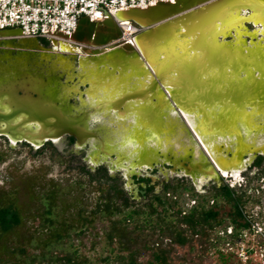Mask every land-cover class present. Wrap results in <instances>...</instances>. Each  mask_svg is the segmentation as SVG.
Wrapping results in <instances>:
<instances>
[{
    "label": "rangeland",
    "instance_id": "rangeland-1",
    "mask_svg": "<svg viewBox=\"0 0 264 264\" xmlns=\"http://www.w3.org/2000/svg\"><path fill=\"white\" fill-rule=\"evenodd\" d=\"M223 52L226 55H216L218 59L212 64L214 72L208 78H205L202 73L204 70L206 71L205 66L211 63L204 66L203 62L195 61V63L190 62L189 67L187 65L188 68L184 69L182 74L183 85L189 90L194 88L196 94L191 96L189 102L187 101L188 104L184 103L187 109H196L200 114L202 126L206 132L234 137L231 151L233 154H242L248 149L256 147L264 150L263 144L258 146L248 144L249 142L253 143L257 136L264 133V75L262 74L264 73V52L256 50L246 53ZM221 56L224 57L219 58ZM191 64H196L197 70H190ZM226 65H229L228 68ZM253 72L257 73L253 76ZM249 96L252 99H249ZM253 99L259 100L261 105H252ZM226 105L227 107H225ZM228 113L229 115H227ZM115 119L123 124L121 128V124L117 123L120 132L115 133L117 136L116 147L123 148L129 153L120 154L117 157L112 156V160L118 162V166H114L115 169L122 171L129 169V164L154 162L157 159L156 153L161 151L159 148L164 149L163 152L173 150L172 146L175 145L173 139L178 131L186 133L182 126H178L177 121L167 119L166 112L161 111H146L130 118L116 117ZM126 120L127 122L124 123ZM249 133L253 135L252 140L246 141L245 135ZM190 141L192 140L190 139ZM2 144L4 142L0 139V156L3 158L0 162V208L9 205L16 208L21 217V224L9 232L0 231V264H102V258L110 253L111 248L118 249L120 242L113 239L112 243L106 237V234L110 232L109 227H111V223L108 221H100L96 218L91 225L92 233L85 237L77 236L82 222L79 219L75 223L78 218L77 210L80 206L75 203V200L78 197H84V199L87 197L91 204L94 203L93 200L101 196V193L98 191V187L93 184L89 185L87 178L75 168L81 162L77 157L72 160L69 149L58 143L52 144L55 149L46 145L41 146L38 150L21 146L12 147L9 150ZM101 150L104 153L103 156H106L112 151L110 143L106 142ZM95 152L96 150L94 154ZM184 152L186 151L182 150L180 154ZM122 171L118 173V176L122 180L124 191L129 197H133L131 201L134 205L143 204L144 199L134 195L138 185H129ZM120 174H123L124 177L122 178ZM157 178L155 183H159V185L156 186L155 191L160 195L161 178ZM78 182L82 185L81 187ZM212 184H228L235 188L237 195L242 196L243 212L250 221L249 225L253 231L241 230L237 232L236 239H228L219 228L210 233L209 240L214 241L216 235H219L222 239L224 238L225 242H233L234 245L224 244L202 254L198 253L200 241L194 236L191 243L195 245L196 250L192 253L189 252V244L178 247L170 254V261L172 264H264V161L258 168L252 169L250 172L245 170L237 178L232 180L225 178L223 181L217 180ZM212 184L204 187L202 184L195 186L188 180L181 181L171 177L167 185L172 188L161 195V198L166 202V209L155 204L157 215L152 216L151 224L154 225L157 221L162 220L161 224H166L167 227L170 226L169 228L176 226L178 210H181L182 215H187L192 207H198V211L200 208H213L219 212V219L230 222L234 214L233 209L221 196L216 197L221 191L219 188H213ZM185 187L188 189L186 190ZM50 191L55 192L53 203L46 201ZM50 203L53 208L51 216L48 217L44 215V211ZM73 204L76 207H71ZM62 221L72 227L58 231L60 236L56 239L57 232L55 230L59 228ZM136 221L137 224L144 220L139 217ZM244 222L241 221L242 224ZM133 227L134 223L127 226V228ZM183 228L187 235L191 236L188 227L185 225ZM226 231L231 234L232 226L228 224ZM153 235H155L153 240H156L158 232ZM167 237V234L164 235V238L168 239ZM21 250L24 252L21 253Z\"/></svg>",
    "mask_w": 264,
    "mask_h": 264
},
{
    "label": "water",
    "instance_id": "water-1",
    "mask_svg": "<svg viewBox=\"0 0 264 264\" xmlns=\"http://www.w3.org/2000/svg\"><path fill=\"white\" fill-rule=\"evenodd\" d=\"M244 1L174 0V2H160L144 9L135 8L120 11L114 15H106L99 22H91L88 18L82 17L73 34L66 36L56 33L55 38L48 41L54 47L55 53L67 59L69 57L74 61L76 67L82 69L86 64L85 58L97 57L118 48L125 50L139 48L140 45H146L148 39L155 33L153 37L157 36L156 49L160 52L162 61L160 59L148 60L143 54L144 60L150 66L161 61V66H170L171 72H174L178 78L181 64H186L189 67V63H195V61L203 62L204 66L211 63L205 66L206 71L204 70L202 73L205 78H208L214 72L207 74L214 70L212 64L216 62V58L218 59L216 54H225L222 53L223 51L250 52L251 48L261 42L258 41L261 35L256 33L260 25L256 26L249 20L244 21L242 44H237L234 41L235 29L228 31V34H224L220 29L215 30L217 24H221L219 28L225 26L222 25V16L226 15L225 12L232 6L238 5L241 8L239 15L244 13V17L250 13L253 14L257 6L253 7V4ZM241 10L243 12L240 13ZM256 14L264 17V10ZM120 22H131L141 29V32L134 38V46L116 43L121 37V30L118 26ZM175 46L181 50L178 54H172L169 51V48L172 49ZM47 52L40 40L22 38L19 29L0 31V135L12 138L18 136L20 137L18 140L26 141L36 148L41 147L46 141L56 143L54 140L60 141L65 136L73 137L78 148L89 144L93 154L96 150L94 154L96 162L107 159L112 162L110 163L111 168L118 166L117 160H112V156L117 157L118 154L110 151L106 156H103L100 147L102 140L99 138L102 132L88 129L87 122L92 118L73 117L65 113L63 106L65 103L61 102L58 97L59 90L57 88L67 79L68 64L63 65L56 62V65L64 66V69L53 70L55 64L51 63V60L47 61L45 58L38 57L47 54ZM191 66L190 70H197L195 64H191ZM228 66L226 65V68ZM255 74L256 72H253V76ZM154 75L158 79L166 78L157 74L156 71H154ZM202 75L201 77H203ZM169 79L172 80L173 77ZM251 102L252 105L260 104L257 99ZM191 111L187 110V112ZM192 112H196L200 116L196 110ZM181 119L186 123L183 115ZM25 126L34 127L37 130L32 135L20 133L19 128ZM192 133L190 130L189 134L192 140L190 142L195 145L196 141L192 137ZM91 139L93 140L90 141ZM172 151L174 150L158 151L157 159L154 162L129 164L130 168L126 169L127 172L125 173L123 170L127 183L133 185L131 177L137 173V169L147 171V168L144 169V167L148 166L150 169L160 171L166 164L170 166L169 163L173 164L175 161L181 162L185 176H189L195 186L202 183L205 178H218V171L222 173V170H225L231 175V168L228 166L223 168L217 163L218 168L209 156L199 154L196 157L192 147L183 154H176L175 151ZM247 152L242 153V160L248 164L249 158L264 153V150L248 149ZM227 154L228 159L234 160L232 152ZM240 155L235 154L237 156L235 160H238ZM132 188L134 187L132 186ZM134 195H137L136 190Z\"/></svg>",
    "mask_w": 264,
    "mask_h": 264
},
{
    "label": "trees",
    "instance_id": "trees-1",
    "mask_svg": "<svg viewBox=\"0 0 264 264\" xmlns=\"http://www.w3.org/2000/svg\"><path fill=\"white\" fill-rule=\"evenodd\" d=\"M75 168L79 170L81 175L87 178L89 185H95L101 193V196L93 200L94 203L91 204H89L87 197L85 199L84 197H78L75 200V203L80 205L77 210L78 218L75 223L79 219L82 222V227L77 233V236L85 237L89 233H92L93 231L91 229L93 227L91 225L98 218L100 221H108L111 223V227H109L110 232L106 234L107 239L112 243L113 239L120 242L117 250L111 248L110 253L102 258V264H172L170 254L174 249L189 244V252L192 253L196 250L195 245L191 243L194 236L200 241V250L198 253L202 254L224 244L228 246L234 245L233 242H225L224 238L222 239L219 235H216L214 241H210V233L215 232V230L221 228L226 238L236 239L238 237L237 232L247 228L248 224H241L239 222L240 220L244 221L246 219L243 212L244 202L242 196L237 195L228 186H224L221 189L223 193L217 194L216 197L221 196L223 200L232 205L234 214L230 222L219 219V212L213 208H200L198 211V207H192L187 215H182L181 210H178L176 213L177 225L169 228L170 226L167 227L166 224H161L162 220L157 221L154 225L151 222L152 216L157 215L155 204L163 207L164 210L166 209V202L161 198V195L172 188L170 185H164L160 195H154L143 204L134 205L131 197L121 188L119 178H111L105 169L100 168L95 172H91L84 164H80ZM141 181L147 182L148 180ZM78 185L79 187L82 186L79 182ZM185 189L187 190L188 187H185ZM152 191L153 187H147L146 195L152 193ZM54 194V191H50L46 201L53 203ZM52 203L44 211V215L48 217L52 214ZM71 207L76 206L73 204ZM86 207L90 209L87 210ZM139 217L144 221L136 224L135 221ZM133 223V228H127V226ZM20 224L21 217L16 208L12 205L0 208L1 232H9ZM228 224L232 226L233 232L231 234H228L226 231ZM185 225L191 232V236H188L185 228H183ZM69 227L72 226H67L62 221L59 228L55 230L57 232H55L57 234L56 239L60 236L58 231L67 230ZM156 231L158 232V236L156 240H153V236H155L153 234H156ZM166 234L168 239L164 238ZM20 252L23 253L24 251L21 250Z\"/></svg>",
    "mask_w": 264,
    "mask_h": 264
},
{
    "label": "crops",
    "instance_id": "crops-1",
    "mask_svg": "<svg viewBox=\"0 0 264 264\" xmlns=\"http://www.w3.org/2000/svg\"><path fill=\"white\" fill-rule=\"evenodd\" d=\"M153 35L146 45L139 46L140 49L118 48L97 57L85 58L86 64L82 69L76 67L74 61L68 57L67 79L57 88L58 97L65 103L63 106L68 116L92 118L87 122V126L89 130L102 132L99 137L102 140L101 148H104L106 142L111 146L116 145L115 133L120 132L117 123H122L115 119L116 117L130 118L146 111H161L166 112V118L171 120L172 110L180 117L184 115L182 111L190 110L184 102L190 100V95L196 94V91L187 90L183 85L182 74L187 65L181 64L178 74L180 78L171 72L169 66L162 67V56L155 43L157 36ZM175 51L177 54L180 52ZM143 54L148 60L161 61H157L159 63H155L154 67L150 66L144 61ZM154 71L166 78L158 79ZM171 77L174 80H170ZM172 100L177 104L172 103ZM126 122L127 120L124 123ZM122 126L123 124L121 128ZM180 142L181 147L176 150V154H180L182 150L186 151L185 137L182 136ZM115 148L120 149L116 146Z\"/></svg>",
    "mask_w": 264,
    "mask_h": 264
},
{
    "label": "built area",
    "instance_id": "built-area-1",
    "mask_svg": "<svg viewBox=\"0 0 264 264\" xmlns=\"http://www.w3.org/2000/svg\"><path fill=\"white\" fill-rule=\"evenodd\" d=\"M160 2L174 0H0V31L19 29L22 38L52 40L56 33L73 34L82 17L99 22L106 15ZM118 26L121 37L116 43L134 46L141 29L131 22Z\"/></svg>",
    "mask_w": 264,
    "mask_h": 264
},
{
    "label": "bare ground",
    "instance_id": "bare-ground-1",
    "mask_svg": "<svg viewBox=\"0 0 264 264\" xmlns=\"http://www.w3.org/2000/svg\"><path fill=\"white\" fill-rule=\"evenodd\" d=\"M247 3H251L253 4L255 7V5L257 7H255V12L252 14L250 13L248 16H245L244 17V13L242 15H239V9H241L238 5L236 6H232L230 9L227 10V12H225L226 15L222 16V19H223V24L222 25H225L221 28H219L221 26V24H217L216 25V29L215 30H222L221 32H224V34H228L229 32L228 31H231L232 29H235L236 31V34L234 35V41L237 43V44H242L241 43V40L243 39V26H244V21L245 20H249V21H252L256 26H259L260 25V28H258L256 30V33L257 34H260L261 37L258 39V41H261L259 42L256 46H254L253 48L250 49V51H261V52H264V22H263V19L264 17H261L260 14H256V13H260V11L264 10V0H245ZM244 1V2H245ZM245 2V3H246ZM237 9V11H236ZM262 9V10H260ZM243 11H245L243 9ZM242 10L240 11L243 12ZM237 12V13H236ZM180 43H182V41L179 40ZM48 50V49H47ZM175 50H180L179 48H177L176 46L172 49L169 48V51L172 53V54H177ZM181 51V50H180ZM179 52V51H178ZM55 53V52H54ZM54 53H47V54H42V55H39L38 57H40L41 59L45 58L48 60H51L50 62L51 63H54V68L53 70H63L64 69V66H61V65H56V62L60 63V64H68L69 65V61L67 58H65L64 56H60L58 55H54ZM139 53V52H138ZM224 53V52H223ZM228 53V52H227ZM161 55V54H160ZM218 55V54H216ZM233 55V54H232ZM220 56V55H219ZM143 58V57H142ZM232 58V57H231ZM217 59V58H216ZM145 61V60H144ZM239 61V60H238ZM67 62V63H66ZM233 62V60H232ZM245 62V61H244ZM243 62V63H244ZM159 63V62H158ZM242 63V64H243ZM262 63V62H261ZM142 65V64H141ZM244 65V64H243ZM242 65V66H243ZM246 65V63H245ZM199 66V65H198ZM247 66V65H246ZM249 66V65H248ZM154 67V66H153ZM152 67V68H153ZM170 67V66H169ZM252 67H254L252 65ZM258 67V66H256ZM255 67V68H256ZM172 68V67H171ZM238 68V67H237ZM245 68V67H244ZM150 69V68H149ZM154 69V68H153ZM261 69V68H260ZM259 69V71H260ZM151 70V69H150ZM168 70V69H167ZM250 70V69H249ZM214 70L210 71L209 73L207 74H210L212 73ZM251 71V70H250ZM169 72V71H168ZM239 72V71H238ZM242 72V71H241ZM68 73V72H67ZM166 73V72H165ZM240 73V72H239ZM249 73V71H248ZM251 73V72H250ZM257 73V72H256ZM226 74V73H225ZM264 75V73H262ZM171 75V74H170ZM253 75V74H252ZM258 76V75H257ZM166 77V76H164ZM263 77V76H262ZM261 77V78H262ZM195 78V77H194ZM216 78V77H214ZM201 79V78H200ZM236 79V78H235ZM243 80V78H241ZM246 79V78H245ZM202 80V79H201ZM206 80V79H205ZM208 80V79H207ZM261 80V79H260ZM264 80V79H263ZM262 80V81H263ZM232 81V80H231ZM255 81V80H254ZM258 81V80H257ZM164 82H167V81H164ZM212 82V80H211ZM234 82V81H233ZM256 82V81H255ZM226 83V82H225ZM257 83V82H256ZM259 83V82H258ZM261 83V82H260ZM159 84V83H158ZM166 84V83H165ZM164 84V85H165ZM206 84V83H205ZM216 84V83H215ZM219 84V83H218ZM227 84V83H226ZM160 85V84H159ZM228 85V84H227ZM162 86V85H161ZM168 86V85H167ZM210 86V85H209ZM220 86V85H219ZM230 86V85H229ZM246 86V85H245ZM249 86V85H248ZM254 86V84H253ZM259 86V85H258ZM166 86H164L165 88ZM199 87V86H198ZM218 87V86H217ZM223 87V86H221ZM242 87V86H241ZM240 87V88H241ZM176 88V87H175ZM179 88V87H178ZM235 88V87H234ZM247 88V87H246ZM251 88V87H250ZM254 88V87H253ZM259 88V87H258ZM194 90V88H192ZM239 89V88H237ZM242 89V88H241ZM245 89V88H244ZM249 89V88H248ZM188 90V89H187ZM243 91V90H242ZM253 91V90H252ZM264 91V90H263ZM205 92V90H204ZM208 92V91H207ZM206 92V93H207ZM225 92V91H224ZM248 92V91H247ZM259 92V91H258ZM216 93V92H215ZM261 93V92H260ZM170 94V93H169ZM187 94V93H186ZM210 94V92H209ZM213 94V93H212ZM252 94V93H251ZM262 94V93H261ZM172 95V94H171ZM195 95V94H194ZM247 95V94H245ZM243 95V96H245ZM249 95V94H248ZM253 95V94H252ZM259 95V94H258ZM264 95V93H263ZM192 96V95H190ZM215 96V95H214ZM256 96V94H255ZM217 98V97H216ZM222 98V97H221ZM225 98V97H224ZM243 98V97H242ZM252 99L251 96H249V99ZM253 98H255L253 96ZM263 97L261 96V99ZM171 99V98H170ZM219 99V98H218ZM260 99V98H259ZM207 100V99H206ZM244 100V99H243ZM254 100V99H253ZM263 100V99H262ZM176 101V100H175ZM189 102V100H187ZM186 101V103H187ZM192 101V100H191ZM205 101V100H204ZM203 101V102H204ZM241 101V100H240ZM251 101V100H250ZM179 102V101H178ZM213 102V101H212ZM218 102V101H216ZM229 102V101H228ZM183 103V102H182ZM193 103V102H192ZM195 103V102H194ZM205 103V102H204ZM244 103V102H243ZM248 103H250L248 101ZM188 104V103H187ZM220 104V103H219ZM229 104V103H228ZM230 104H233V103H230ZM242 104V103H241ZM172 105V104H171ZM184 105V104H182ZM194 105V104H193ZM206 105V104H205ZM209 105V104H208ZM213 105V104H211ZM234 105V104H233ZM261 105V104H260ZM173 106V105H172ZM177 106V105H176ZM195 106V105H194ZM197 106V105H196ZM257 106V105H256ZM264 106V105H263ZM198 107V106H197ZM227 107V105L225 106ZM230 107V106H229ZM233 107V106H232ZM241 107V106H240ZM248 107V106H247ZM187 108V107H186ZM235 109L237 107H234ZM259 108V107H258ZM183 109V108H182ZM192 109V108H191ZM239 109V108H238ZM199 110V109H198ZM228 110V109H227ZM203 111V110H202ZM233 111V110H232ZM237 111V110H236ZM173 116H172V120L171 121H177L179 124L178 126H182L183 130L186 132L184 133L183 131H178V133L176 134L175 136V139L174 140V144L172 147H173V150H175V152L177 153L176 150L180 149L181 147V137H185V140H186V150H189V148L192 147V150L194 152V155L197 157L199 156V154H202V151L204 150L207 154V156H209L211 158L212 161H214L216 163V165L218 166L219 168V165L217 163H219L220 165H222L221 167L223 168H227V166L229 168H231V175L232 177L233 176H238L239 173H240V169H243L246 165V161H243L242 160V154L240 155V157L238 158V160H235V154H234V160L233 159H228L227 158V153L228 152H231L232 149H233V140H234V137L233 136H219L217 134L213 135L212 133H208L206 132L205 128L202 126V121L200 119V116L196 113V112H186V111H182V113L184 114V118H185V121L186 123L181 120V117L180 116H177L178 114H176L173 110ZM204 113V112H203ZM236 113V112H235ZM220 115V114H219ZM229 115V113L227 114ZM232 116V115H231ZM230 116V117H231ZM258 116V115H257ZM227 117V116H226ZM213 118V117H212ZM223 118V117H222ZM259 118V117H258ZM243 119V118H242ZM219 120V119H218ZM214 123V121H212ZM230 122V121H229ZM244 122V121H243ZM250 122V121H249ZM257 122V121H256ZM231 123V122H230ZM239 123V122H238ZM227 124V123H226ZM241 124V123H240ZM262 125V124H261ZM19 126V125H18ZM143 126V125H142ZM220 127V126H219ZM18 129V128H17ZM230 130V128H228ZM37 130V128H34V127H31V126H25V127H20L19 128V131L20 133H26V134H29V135H32L33 133H35ZM192 130V137L195 139L196 141V144H191L190 142V134H189V131ZM210 130V129H209ZM236 135V134H235ZM253 135H250V133L247 135H245V138H246V141H250L252 140L251 137ZM11 137V136H10ZM18 137V136H17ZM14 138V137H13ZM20 138V137H18ZM12 139V137L10 138V140ZM15 139V138H14ZM12 141V140H11ZM13 143H15V141H12ZM54 142H58L56 140H54ZM248 144H255V146H258L260 144H263L264 145V133L257 136L254 140L253 143H248ZM116 145H112L111 146V150L112 152H115L116 154L120 155L122 153H125V154H129L128 151H125L123 148H120V149H116L115 148ZM114 149V150H113ZM159 149H162V148H159ZM255 149H262V148H255ZM163 152V150H162ZM247 152V151H246ZM248 153V152H247ZM104 154V153H103ZM250 155V154H249ZM227 158V159H226ZM127 160V158H126ZM231 164V162H233ZM249 162H250V158L248 159ZM95 161V160H94ZM153 161V160H152ZM220 161V162H219ZM121 163V162H120ZM230 163V164H229ZM230 166H229V165ZM141 171V170H140ZM162 171V170H161ZM183 173V172H182ZM222 173L224 176H228V172L227 171H223L222 170Z\"/></svg>",
    "mask_w": 264,
    "mask_h": 264
},
{
    "label": "flooded vegetation",
    "instance_id": "flooded-vegetation-1",
    "mask_svg": "<svg viewBox=\"0 0 264 264\" xmlns=\"http://www.w3.org/2000/svg\"><path fill=\"white\" fill-rule=\"evenodd\" d=\"M38 40H40L41 44L46 49H48L47 53H54L55 52L54 47L49 43L48 40H46V39H38ZM55 54L56 53H54V55ZM15 122H17V120H15ZM10 138L11 137H8V136H5V135H0V139H2L3 142H4V144H2V145H5L9 150L12 149V147H16V146L28 147V148H30L32 150L33 149L38 150L40 148V147L36 148L35 146H33L32 144H30V143H28L26 141L18 140V137H15V139L14 138L11 139L12 141H15V143H13L10 140ZM92 140L93 139H91L90 141H92ZM58 143L60 145H62V147L67 148V149H69L71 151L70 155H72V160L77 157L79 162H81V164H84L86 166V168L88 170H90L91 172H95L96 170H98L100 168H103V169L106 170L107 174L111 178H119L120 183L122 182L120 176H118L119 175L118 173L119 172L121 173V171H122L121 169H115L114 166L111 168L110 162L107 159L106 160L103 159V160H101L99 162L94 161L95 159H94V154L91 151L92 148H90L91 146L89 144H86V146H84L83 148H78L77 145H76V140L73 137L65 136L64 138H62L60 141H58L56 143H51L49 141H46L42 145V147H44L46 145H50L52 149H55L52 146V144L55 145V144H58ZM202 154L204 156L208 157L204 150L202 151ZM100 155L102 156V154H100ZM2 159L3 158L0 156V162H1ZM161 159H163V158H161ZM245 160H246V158H245ZM263 161H264V153L257 154L256 156H254L253 158L250 159V162L248 164L246 163L245 167L240 172V174L242 172H244L245 170L250 172L252 169L258 168ZM169 164H171L169 167H162V169H160V171H158V169H150V167H148V166L144 167V169L147 168V171L146 170H141L140 171L139 169L136 170L137 173H134L131 178L133 179V185L134 186L138 185L137 188H136L137 197L143 198L144 201L147 202L154 195H157V192L155 191L156 190L155 189L156 186L159 185V183H157V184L155 183L156 180L158 179L157 177L161 178V189L159 190L160 193L163 191V186L170 181L171 177H175L176 179L181 180V181H187L188 180L189 182H192V180H191V178L189 176L188 177L185 176L184 169H183V167L181 165V162H179V161L176 162L175 161V163L172 164L170 162ZM172 165H174V166L172 167ZM166 166H167V164H166ZM173 168H174V170L172 171ZM121 177L122 178L124 177L123 174L121 175ZM217 177L218 178L212 177L210 179H206V178L204 179L203 178L204 180L200 184H202L203 187H204V186H207L208 184L211 185L213 182L216 183L217 180L223 181V179H225V178L232 180V179H234L233 177H235V176L232 177L230 174H228V176H224L223 173H220L218 171L217 172ZM141 180H148V181L144 182V181H141ZM149 186L153 187V191H152V193H148L146 195V188L149 187ZM224 186H228L230 189L234 190L237 193L235 188L229 186L228 184H220V185L212 184V187L215 188V189L219 188V191H221V193H223V191L221 189ZM121 188L123 189L122 184H121ZM131 198H133V197H131ZM231 207H232V205H231ZM241 221L242 220H240L239 222H241ZM244 221H245L244 224H248L247 228L244 229V230H248L249 232H252L253 230L251 229V227L249 225L250 221L247 219V216H246V219Z\"/></svg>",
    "mask_w": 264,
    "mask_h": 264
}]
</instances>
